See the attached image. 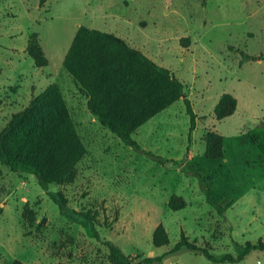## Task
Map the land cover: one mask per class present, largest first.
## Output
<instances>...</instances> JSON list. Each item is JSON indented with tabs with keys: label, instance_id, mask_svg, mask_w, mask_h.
I'll return each mask as SVG.
<instances>
[{
	"label": "rangeland",
	"instance_id": "rangeland-1",
	"mask_svg": "<svg viewBox=\"0 0 264 264\" xmlns=\"http://www.w3.org/2000/svg\"><path fill=\"white\" fill-rule=\"evenodd\" d=\"M81 25L123 38L183 83L196 116L190 140L183 97L133 132L143 152L86 113L85 96L62 65ZM32 34L45 66H35L26 52ZM261 57L264 0H0V132L56 84L86 149L73 181L46 190L34 175L0 162V264H106L104 240L130 256L166 253L157 264H264L261 251L222 263L186 249L171 252L182 236L216 256L236 255V245L246 241L264 242ZM224 92L236 98V110L217 120L213 109ZM210 131L222 136L221 158L204 156ZM144 152L175 162L157 163ZM203 189L224 214L207 203ZM47 191L61 192L70 208L88 212L98 237L62 216ZM172 194L184 207L169 208ZM158 224L169 242L156 247Z\"/></svg>",
	"mask_w": 264,
	"mask_h": 264
},
{
	"label": "trees",
	"instance_id": "trees-1",
	"mask_svg": "<svg viewBox=\"0 0 264 264\" xmlns=\"http://www.w3.org/2000/svg\"><path fill=\"white\" fill-rule=\"evenodd\" d=\"M43 2L44 0H40V4ZM26 52L35 66L47 64L33 34L28 39ZM244 57L249 58L248 55ZM62 65L78 91L87 98L89 112L124 144L143 152L132 138L133 132L181 97L190 117V140L196 116L190 100L184 97L183 83L169 69L158 65L121 37L83 25L78 26L62 59ZM236 105V98L232 94L222 93L213 109L215 118L221 120L232 115ZM85 152V146L56 84L48 85L34 96L24 109L12 116L0 132V162L13 172L34 175L45 190L50 183L72 182L76 174L75 166ZM144 153L157 163L175 162L151 152ZM222 155V136L216 132H208L205 136L204 156L218 159ZM182 168L187 173L192 172L189 164H184ZM196 174L202 183V176ZM203 190L207 203L219 214H224V208L214 200L209 190ZM47 194L57 204L62 216L79 221L98 237L93 217L88 212L70 208L59 191H47ZM184 205L183 198L176 194H172L168 200V206L172 210ZM168 242L166 230L162 224H158L152 236L153 245L159 247ZM103 243L108 250L106 264H157L166 255L130 256L109 240H104ZM236 248V255L226 253L216 256L208 248L182 236L171 252L186 249L201 253L213 262H238L253 251L264 252V242L246 241L237 244ZM10 264L24 263L15 259Z\"/></svg>",
	"mask_w": 264,
	"mask_h": 264
},
{
	"label": "crops",
	"instance_id": "crops-1",
	"mask_svg": "<svg viewBox=\"0 0 264 264\" xmlns=\"http://www.w3.org/2000/svg\"><path fill=\"white\" fill-rule=\"evenodd\" d=\"M114 35H115V34H114ZM72 38H73V37H72ZM122 39H123V38H122ZM71 40H72V39H71ZM84 101H85L86 106H87V98H86V97L84 98ZM87 110H88V109L85 108L86 113L92 115V114L89 112V110H88V111H87ZM92 116H93V115H92Z\"/></svg>",
	"mask_w": 264,
	"mask_h": 264
}]
</instances>
